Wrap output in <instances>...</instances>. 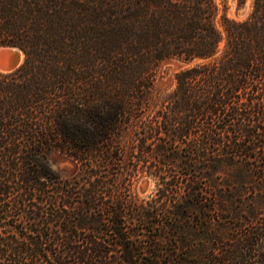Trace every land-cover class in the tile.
I'll return each mask as SVG.
<instances>
[{
  "label": "trees",
  "instance_id": "obj_1",
  "mask_svg": "<svg viewBox=\"0 0 264 264\" xmlns=\"http://www.w3.org/2000/svg\"><path fill=\"white\" fill-rule=\"evenodd\" d=\"M221 4L0 0V264H264V0Z\"/></svg>",
  "mask_w": 264,
  "mask_h": 264
},
{
  "label": "rangeland",
  "instance_id": "obj_2",
  "mask_svg": "<svg viewBox=\"0 0 264 264\" xmlns=\"http://www.w3.org/2000/svg\"><path fill=\"white\" fill-rule=\"evenodd\" d=\"M223 1L226 2L228 7L227 15L230 17L240 18L248 12L252 0H246L244 6L238 10L236 9V0H218V2H220V6H222L221 2ZM0 48H8V46H1ZM184 66L185 65L183 63L177 60H169L162 64L154 85L156 95L161 96L170 92L174 88L175 73ZM50 162L52 167L63 177L70 176L73 173L74 165L67 157L61 154H53L50 157ZM155 188L156 181L153 177L147 173H142L139 175L137 182L135 183V191L140 199H148L154 192Z\"/></svg>",
  "mask_w": 264,
  "mask_h": 264
},
{
  "label": "water",
  "instance_id": "obj_3",
  "mask_svg": "<svg viewBox=\"0 0 264 264\" xmlns=\"http://www.w3.org/2000/svg\"><path fill=\"white\" fill-rule=\"evenodd\" d=\"M0 71L9 72L16 69L22 60V51L18 47L8 46V48H0Z\"/></svg>",
  "mask_w": 264,
  "mask_h": 264
},
{
  "label": "bare ground",
  "instance_id": "obj_4",
  "mask_svg": "<svg viewBox=\"0 0 264 264\" xmlns=\"http://www.w3.org/2000/svg\"><path fill=\"white\" fill-rule=\"evenodd\" d=\"M2 52V50H0V53Z\"/></svg>",
  "mask_w": 264,
  "mask_h": 264
}]
</instances>
